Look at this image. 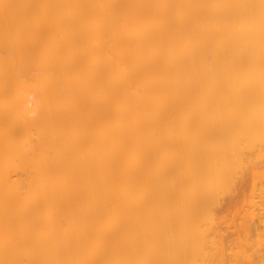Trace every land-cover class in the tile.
Here are the masks:
<instances>
[{"label":"bare ground","instance_id":"1","mask_svg":"<svg viewBox=\"0 0 264 264\" xmlns=\"http://www.w3.org/2000/svg\"><path fill=\"white\" fill-rule=\"evenodd\" d=\"M0 264H264V0H0Z\"/></svg>","mask_w":264,"mask_h":264},{"label":"rangeland","instance_id":"2","mask_svg":"<svg viewBox=\"0 0 264 264\" xmlns=\"http://www.w3.org/2000/svg\"><path fill=\"white\" fill-rule=\"evenodd\" d=\"M18 177V175H15V178H17ZM242 200H243V195H241L238 199H237V204H238V206H240L242 203ZM234 207H232L230 210H229V212L227 213V212H225V213H227L228 214V218H227V221L225 222V223H222L221 224V227H222V231H223V234H224V236H226V237H229V239L231 240V239H234L237 235L235 234L236 232H238V231H241V229H240V225L238 224L240 221H241V219H238L237 217H234L233 216V214H234ZM231 212V213H230ZM237 224L236 226L234 225V224ZM251 224H252V226H253V228H254V226L255 227H259V224L257 223V220L255 219V220H253L252 222H251ZM228 226H230L229 228H228ZM241 233V232H240ZM256 233V231H255V229H253V232L251 231V230H249V232H248V234H250L251 235V237L254 235ZM228 239V240H229Z\"/></svg>","mask_w":264,"mask_h":264}]
</instances>
